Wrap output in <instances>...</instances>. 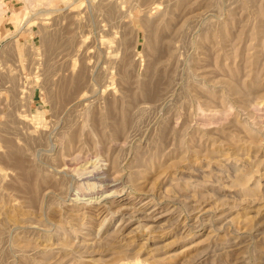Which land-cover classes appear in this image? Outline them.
I'll return each mask as SVG.
<instances>
[{"label":"rangeland","instance_id":"1","mask_svg":"<svg viewBox=\"0 0 264 264\" xmlns=\"http://www.w3.org/2000/svg\"><path fill=\"white\" fill-rule=\"evenodd\" d=\"M0 264H264V0H0Z\"/></svg>","mask_w":264,"mask_h":264},{"label":"bare ground","instance_id":"2","mask_svg":"<svg viewBox=\"0 0 264 264\" xmlns=\"http://www.w3.org/2000/svg\"><path fill=\"white\" fill-rule=\"evenodd\" d=\"M243 185V184H242Z\"/></svg>","mask_w":264,"mask_h":264}]
</instances>
